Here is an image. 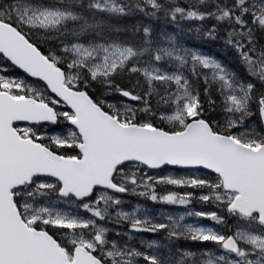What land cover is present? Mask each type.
<instances>
[{"label": "snow or ice", "instance_id": "1", "mask_svg": "<svg viewBox=\"0 0 264 264\" xmlns=\"http://www.w3.org/2000/svg\"><path fill=\"white\" fill-rule=\"evenodd\" d=\"M0 264H264V0H0Z\"/></svg>", "mask_w": 264, "mask_h": 264}, {"label": "rangeland", "instance_id": "2", "mask_svg": "<svg viewBox=\"0 0 264 264\" xmlns=\"http://www.w3.org/2000/svg\"><path fill=\"white\" fill-rule=\"evenodd\" d=\"M157 207H161V206L158 205ZM163 207L166 208V209H168V210H171V211L177 210V209L174 208V206H167V205H165ZM197 208H199V206H197ZM179 210L182 211L183 209H179ZM205 222L207 223V221H205Z\"/></svg>", "mask_w": 264, "mask_h": 264}]
</instances>
